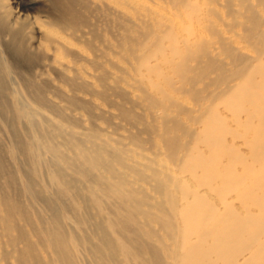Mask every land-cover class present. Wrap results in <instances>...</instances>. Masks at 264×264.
Segmentation results:
<instances>
[{"label": "bare ground", "instance_id": "bare-ground-1", "mask_svg": "<svg viewBox=\"0 0 264 264\" xmlns=\"http://www.w3.org/2000/svg\"><path fill=\"white\" fill-rule=\"evenodd\" d=\"M43 1L40 6L39 0H0V107L5 106L4 94L16 86L46 102L42 95L57 89L51 71L68 85L85 88L66 58L80 55L71 38L84 37L86 19L82 10L90 8L124 29L121 50L125 59L134 62L131 66L140 77L138 88L145 106L163 113L160 118L154 117L161 125L157 134L161 150L172 164L189 173V179L176 180L167 166L146 174L140 164L126 166L122 157L89 143L78 147L79 160L74 161L68 153L69 142L50 138L45 147L57 159L63 183L77 188L81 175L94 173L89 181L115 192L124 209L109 220L110 226L139 254H149L147 264H163L147 241L150 238L159 242L171 264H264V28L257 5L251 0H225L227 5L237 6L230 26L244 27L239 36L259 48L257 55L245 56L235 54L237 48L222 35L217 25L222 20L219 10L203 8L198 0H172L189 20L198 26L203 23L199 28L190 24L181 38L171 15L134 0ZM32 10L39 14H31ZM132 15L138 16L140 23H129ZM72 28L73 33L69 31ZM213 73L217 74L211 80L215 92L205 95L204 89L196 86ZM142 79L147 84L143 85ZM189 94L196 97L198 108L203 110L194 118L199 124L194 129L178 119L179 112L190 117L184 109ZM221 105L232 113V120L246 131L245 135L228 125ZM230 134L234 138L231 142L226 140ZM63 160H69L71 173L66 172ZM159 171L163 177L157 175ZM143 184H150L152 193ZM25 190L33 192L31 182ZM37 195L54 211L51 225L40 229L38 243L22 233H13L10 221L14 213L22 215L19 206L0 216L9 245L14 248L12 257L17 264H81L72 246V234L59 220L62 209L69 210L68 204L47 188L39 192L35 189ZM73 196L87 202L79 191ZM237 200L240 207L235 205ZM85 210L81 217L101 241L95 247V262L123 264L118 259L123 245L110 238L109 230L102 228V216L94 215L87 203ZM165 216L175 223L169 233L157 239L159 232L166 230L159 225ZM136 223H144L142 229ZM129 229L132 236L127 238ZM75 240L81 245L77 237ZM20 243L23 246L18 249Z\"/></svg>", "mask_w": 264, "mask_h": 264}, {"label": "rangeland", "instance_id": "rangeland-1", "mask_svg": "<svg viewBox=\"0 0 264 264\" xmlns=\"http://www.w3.org/2000/svg\"><path fill=\"white\" fill-rule=\"evenodd\" d=\"M39 1L41 6L44 1ZM134 1L152 9L156 8L164 15H171L175 22V31L180 38L186 33L185 28L190 24L198 26L195 21L187 18L186 13L182 12L183 9L178 10L177 7L180 5H175L172 0ZM251 1L259 8L263 29L264 0ZM198 2L203 8L212 7L219 10L222 20L218 21L217 25L230 45L237 48L235 54L243 53L245 56L258 54L259 48H255L253 44L239 36L245 28L230 26L236 5L229 6L225 0H198ZM82 12L86 19V25L83 26L84 37L82 40L71 38L80 55L78 57L70 55L66 59L80 74L81 79L77 81L86 84L85 88L70 86L66 81L56 78L51 71L50 78L57 89L52 88L42 95L46 100L44 103L39 101L36 93L27 92L16 84H14L15 89L4 94L5 106L0 107V216L14 205L19 206L22 215L18 211L10 221L13 233H22L38 243L40 229L51 225L54 211L52 212L50 206L41 201V196H34V192L35 189L39 192L47 188L59 194L62 201L68 204L69 210L62 209L59 220L71 232L72 246L81 258V264H97L95 247L101 243L94 228L81 217L86 211V203L91 206L94 215L102 216V228L109 230L110 238L115 243L119 242L123 245L118 259L123 264H147L146 258L149 254H139L132 244L110 226L109 220L116 218L115 215L124 209L118 204L116 193L106 190L103 185L97 186L89 181V178H94V173H90L88 177L81 175L80 181L76 184L77 188H68L59 177L57 159L52 153H48L45 147V144H50V138L57 142H69V156L74 161H78V147L82 143H89L94 147H105L110 154L122 157L126 166L140 164L146 170V174H150L148 170H165L168 166L174 179H189V173L172 164L173 162L161 150L162 142L157 135L160 133L161 125L154 120V117L160 118L163 113L156 108L149 110L145 106L138 88L137 79L140 77L131 66L134 62L125 59L121 50L124 29L121 25L112 24L108 18L98 16L90 8ZM31 14L39 13L32 10ZM130 18L129 23L138 24L141 21L138 16L132 15ZM213 20L216 18L213 17ZM202 25L203 23L200 26ZM69 31L73 33V28ZM210 37L208 34V38ZM216 76L215 73L211 74L196 87L204 89L205 95L215 92L211 80ZM8 78L10 80V76ZM142 83L147 84V80L142 79ZM173 95L178 97L179 94L173 93ZM194 99L195 96L186 95L184 109L188 111L190 117L178 113L181 124L186 122L190 129L198 127L199 124L194 118L203 111L198 108ZM220 111L228 116V125L239 135L246 134V131L232 120V113L229 110L221 105ZM176 134L178 137L181 136L180 131ZM233 139L232 134L226 137L229 142ZM239 139L237 142L241 143ZM63 162L67 166L66 172L71 173L69 160ZM117 167L121 168L119 165ZM159 173L157 175L163 177L164 173L161 171ZM28 182L32 183V193L25 190ZM143 185L149 193H152L150 184ZM76 191L81 192L84 201L87 202L76 200L73 196ZM235 205L241 206L238 200L235 201ZM174 221L169 216H165L163 223L160 222L159 225L166 230L160 231L156 238L162 237L164 232L169 233V227L173 226ZM136 224L141 229L144 225V223ZM5 227V224L0 222V264H17V260L11 255L14 248L9 245ZM126 236L127 238L132 236L130 229L126 230ZM76 237L81 241V245L75 240ZM147 241L154 247L163 264H171L159 242L151 238ZM22 246L23 244L20 243L17 248L20 249ZM39 252L41 256L46 257L44 250L39 249Z\"/></svg>", "mask_w": 264, "mask_h": 264}]
</instances>
